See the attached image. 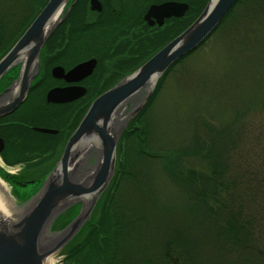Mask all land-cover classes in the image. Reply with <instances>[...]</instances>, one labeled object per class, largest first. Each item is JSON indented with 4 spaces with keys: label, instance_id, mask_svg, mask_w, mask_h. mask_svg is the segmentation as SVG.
Instances as JSON below:
<instances>
[{
    "label": "trees",
    "instance_id": "obj_1",
    "mask_svg": "<svg viewBox=\"0 0 264 264\" xmlns=\"http://www.w3.org/2000/svg\"><path fill=\"white\" fill-rule=\"evenodd\" d=\"M47 1H12L13 6L30 9V13L15 32L10 28V22L0 27V59ZM241 5L250 9L253 23L262 28L264 0H239L199 48L180 59L164 74L149 103L123 135V144L119 149L121 160L115 179L91 223L64 251V264H174L176 259L178 264H192V261L198 264L190 255V243L185 242L192 240V236L196 239L195 247L212 243L225 257L238 261L233 264H240L241 261L245 264H264V243L261 242V233H258L264 228V156L258 154L260 164L257 166L248 168L239 163L236 167L233 128L217 129L209 124L205 126L206 136L195 135L181 150L153 152L148 146L147 127L142 122L170 72L203 47ZM7 16L12 20L11 15ZM188 25L183 24L180 32ZM261 103L264 105V100ZM262 141L261 138L259 143L262 144ZM130 145L135 156L127 165L123 159L129 156ZM155 162L162 164L168 178L177 186L175 201L183 200V204L175 202V206L171 207L164 202L159 203L157 194L147 188L151 172L146 166ZM200 163H203L202 166ZM10 164L12 162L9 161ZM0 175L15 191L19 190L16 182L1 169ZM18 197L21 201L25 200L22 195ZM155 209L158 211L155 212ZM167 228H174L170 241L166 242V246L165 242L162 245L164 258L170 263L161 262L160 256L153 253V243L161 241L163 235L168 236Z\"/></svg>",
    "mask_w": 264,
    "mask_h": 264
},
{
    "label": "water",
    "instance_id": "obj_2",
    "mask_svg": "<svg viewBox=\"0 0 264 264\" xmlns=\"http://www.w3.org/2000/svg\"><path fill=\"white\" fill-rule=\"evenodd\" d=\"M69 1L49 0L0 59V83L12 71L18 69L19 72L17 78L0 91V118L14 113L26 100L41 73L45 44L62 23L70 7ZM238 1L209 0L185 31L101 94L86 111L59 160L44 179L23 196L24 201L10 186L9 195L17 210L10 216L0 212V264H46L49 258L64 253L86 229L118 172V145L123 135L149 103L164 74L199 48ZM187 9V4L165 3L152 7L148 15L181 17ZM94 65L91 61L72 72L86 75ZM78 90L80 94H75ZM85 92V89H53L46 100L65 103ZM36 130L55 133L48 129ZM0 180L8 186L1 177ZM75 210L76 215L60 226L59 221Z\"/></svg>",
    "mask_w": 264,
    "mask_h": 264
},
{
    "label": "flooded vegetation",
    "instance_id": "obj_3",
    "mask_svg": "<svg viewBox=\"0 0 264 264\" xmlns=\"http://www.w3.org/2000/svg\"><path fill=\"white\" fill-rule=\"evenodd\" d=\"M208 2L70 0L62 23L45 44L41 73L26 100L14 113L0 118V169L17 168L7 172L19 186L17 192L23 194L44 179L101 94L185 31ZM165 3L187 4L188 9L181 17L148 15L152 7ZM188 23L180 32V27ZM91 61L95 63L91 73L72 72ZM53 89L86 92L65 103L47 102V94ZM37 128L55 133L39 132ZM9 161L12 164L8 165Z\"/></svg>",
    "mask_w": 264,
    "mask_h": 264
},
{
    "label": "rangeland",
    "instance_id": "obj_4",
    "mask_svg": "<svg viewBox=\"0 0 264 264\" xmlns=\"http://www.w3.org/2000/svg\"><path fill=\"white\" fill-rule=\"evenodd\" d=\"M12 1L0 0V27L10 22L9 26L15 32L30 13V9H22L20 5L13 6ZM5 12L12 16V20ZM261 26L262 28L253 23L250 9L241 5L203 47L170 72L142 119L148 130V146L151 151L181 150L195 135L206 136L205 126L209 124L217 129L233 128L236 138L233 159L236 167L239 163L248 168L260 164L257 161L258 154L264 156V150L260 151V148L264 149V105L261 103L264 100V24ZM4 29L7 30L6 27ZM18 73L16 69L7 75L0 83V91L6 89L17 78ZM261 138L262 144L259 143ZM122 144L121 139L118 154ZM128 150L129 156L126 155V160H123L130 165L135 154L132 145ZM243 153L246 154L242 157ZM119 156L120 154V164ZM146 167H150L151 172L147 188L157 194L159 203L164 202L171 207L175 206V202L181 205L183 200L175 201L178 192L174 190L177 186L168 178L162 164L155 162ZM3 169L1 170L12 180L13 176L8 173L17 168L4 166ZM0 177L8 184L11 192L10 183L1 175ZM33 188H27L23 194L14 189L13 192L16 196H25ZM154 211L157 212L158 209ZM76 213L77 210L68 213L59 221V225H65ZM173 229L167 228L165 231H169L168 236L163 235L161 241L155 240L153 243V253L160 256L161 262H169L164 258L165 249L162 248L170 241L169 237L173 236ZM258 233H261V242L264 243V228H261V232L258 230ZM191 239L185 242L190 243V255L198 264L238 262L225 257L212 243L195 247L196 239L193 236ZM63 259L61 252L53 257L55 264H64ZM177 261L178 259L174 264H178ZM240 264L245 263L241 261Z\"/></svg>",
    "mask_w": 264,
    "mask_h": 264
},
{
    "label": "bare ground",
    "instance_id": "obj_5",
    "mask_svg": "<svg viewBox=\"0 0 264 264\" xmlns=\"http://www.w3.org/2000/svg\"><path fill=\"white\" fill-rule=\"evenodd\" d=\"M59 17H60V15L57 17V19ZM52 22H54V21H52ZM13 171H16V170H13ZM16 210H17L16 205H15L13 199L9 195L8 186L0 180V212L5 214L6 216H10L11 213L15 212ZM46 264H55L53 257L49 258L46 261Z\"/></svg>",
    "mask_w": 264,
    "mask_h": 264
}]
</instances>
